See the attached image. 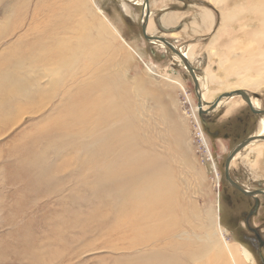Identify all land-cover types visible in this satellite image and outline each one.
<instances>
[{
  "label": "rangeland",
  "instance_id": "rangeland-1",
  "mask_svg": "<svg viewBox=\"0 0 264 264\" xmlns=\"http://www.w3.org/2000/svg\"><path fill=\"white\" fill-rule=\"evenodd\" d=\"M198 2L213 9L209 34L176 39L159 32L151 18L147 35L163 37L188 55L207 103L239 89L264 110V23L251 24L261 20L264 0ZM37 3L0 0V76L21 55L38 58L28 45L41 35V28L33 30ZM75 13L77 22L89 13L91 40L84 45L71 38L79 61L68 69L52 60L31 67L30 73L47 75L43 96L32 107L38 113H26V103L2 107L0 95V264H151L155 254L162 256L158 264H237L239 245L254 264H264V196H244L226 183L223 169L230 151L256 135L261 116L233 96L208 117L196 114V124L192 79L168 49L144 40L139 0H77ZM101 25L107 28L104 38ZM78 44H91L92 54L76 49ZM175 80L182 88L174 87ZM100 85L95 95L81 92ZM105 89L109 100L100 93ZM149 89L163 107L171 99L168 119L157 113L156 95L145 94ZM95 97L106 102L105 113L101 104L85 105ZM111 104L118 112L111 113ZM73 115L86 121L73 122ZM36 129L61 132L37 142ZM180 134L184 148L178 155L173 141ZM31 141L37 152L25 164L20 149ZM248 149L232 160L230 178L248 192L264 190V143ZM132 157L146 162L130 182L124 172L135 167ZM137 180L144 193L167 189L169 199L149 210L137 207L144 198L133 193ZM120 182L127 191L115 189ZM254 234L259 243L249 247Z\"/></svg>",
  "mask_w": 264,
  "mask_h": 264
},
{
  "label": "bare ground",
  "instance_id": "bare-ground-1",
  "mask_svg": "<svg viewBox=\"0 0 264 264\" xmlns=\"http://www.w3.org/2000/svg\"><path fill=\"white\" fill-rule=\"evenodd\" d=\"M48 2L49 6L46 7L45 9L42 8V4L44 2ZM100 3V2H99ZM98 3V4H99ZM136 4V3H135ZM94 6V4H93ZM125 7V5H123ZM139 6L141 8V18L142 14L145 12V7L143 0H139ZM54 7V8H52ZM76 8H77V0H61L60 4H56L52 2L51 0H38V3L36 4V13H34V16L32 18L33 22H36L38 26L34 25L33 30L38 31L39 28H41V35L35 36L32 39H29V48L36 49L38 51V58L35 59L33 56H22L21 59L17 60L14 62L16 65L13 64H8L6 67L9 69L6 70L5 74L0 76V95L2 96V102L3 106L2 107H7L10 105H15L18 107L22 103H26V109L25 112L29 114H37L39 110L37 109H32L33 106L37 105L39 103L38 97L43 96V91L45 87L41 86V79L42 77H47L46 73L44 71H34L30 73L31 67L36 68L38 65L44 67L47 65L51 60L58 62L62 64V67L65 69H68V67H72L76 65L79 61V58L77 56H74L72 54L73 47H71L70 42L71 40H77L76 42L83 43L84 45H87L89 41L91 40L90 36V28H91V21L88 20L89 18V13H85L82 18H80L77 22L76 19ZM126 9V8H125ZM91 14V13H90ZM38 18H39V23H38ZM259 21V24L264 23V14L261 17V20L255 19L251 20V24L253 22ZM103 23L106 21L103 20ZM149 24V22H148ZM113 31V27L108 24ZM253 25V24H252ZM79 26L82 29V36L79 35ZM255 27H259L258 25H255ZM100 29L99 34L101 37L104 38V30L106 27L101 25L99 27ZM61 29L63 30L62 33L65 35L64 37L59 35L58 30ZM107 29V28H106ZM149 29V25H147L146 32ZM32 30V29H31ZM116 34V33H115ZM264 34V33H262ZM72 38V39H71ZM264 42V40H262ZM158 44L159 46L164 47L161 43L159 42H154ZM91 45V44H90ZM90 45L88 46H83L81 44H78L76 46V49H79L81 46L83 48V52L87 54H92L91 51H88L90 49ZM95 49L99 51L101 49L100 46H96ZM42 53V54H39ZM57 55V56H56ZM184 55L188 58V55L184 53ZM176 60L180 62V60L174 56ZM189 60V58H188ZM38 64V65H37ZM182 65V63H181ZM3 66V65H2ZM183 66V65H182ZM4 67V66H3ZM184 67V66H183ZM20 68L24 71V75L19 74ZM3 70V69H2ZM1 70V71H2ZM4 72V71H2ZM197 82L199 86V90L201 93V98L204 104L201 105L200 108L195 106V117L197 120L198 112L201 110L203 113V117H208L210 116L213 111H211L209 108V105L211 103L206 102V97H205V90L202 88L203 86H200V80L197 77ZM174 87L182 88L180 83L178 81H173L172 83ZM101 89V85L95 87L94 89H87L85 88L82 90V94L86 96H92L97 94L98 90ZM239 90V89H238ZM234 91V90H233ZM232 92V91H231ZM105 97V99L109 100V89H105L101 91ZM246 96L249 98L252 107L256 110H260V105L257 101V99L252 98L246 91H244ZM145 94L147 95H156L155 98V104H156V111L159 113L161 116H163L165 119H168L170 117V104L172 102L171 99L167 100V106L164 107L161 105L160 97L157 95L156 92L153 91V89H149ZM234 97H228V98H223L220 100L214 110H216L221 103L224 102L225 99H233ZM74 103H79V101H76ZM105 101H100L98 97H95L94 100L91 99L89 101L85 102L86 106H90V109H94L98 106V104H101V108L104 111V113L107 111L106 108L103 107L105 104ZM43 105V103H42ZM159 107H158V106ZM42 107V106H41ZM93 107V108H91ZM208 108V109H207ZM41 109V108H40ZM199 110V111H198ZM110 111L111 113H116L118 112V109L116 106L111 104L110 106ZM261 117L258 119V131L256 132L255 138H264V115H260ZM73 122H78V123H84L86 121V118L83 115H73L72 116ZM201 127V126H200ZM1 128V127H0ZM1 131V130H0ZM50 131V133H49ZM61 132V130H56L53 132L52 130L48 131H42L41 129H36L35 131V140L39 142L37 139L42 137L43 140H51L52 136L57 135ZM198 134V133H197ZM203 135V134H202ZM73 138V136H71ZM183 137L181 134L177 136L174 141H173V150L175 153L178 155L181 153V148L180 145L184 148V143H183ZM259 139H254L251 143H249L246 147H244L240 152H238L235 156L243 154L247 155L249 152H251V148L248 149V147H251L252 145H255V143H264V141L259 140ZM40 140V139H39ZM37 145L34 141H31L30 143H27L24 145L20 151H21V156H23V160L20 162L25 163V164H30L33 159L35 158L36 152H37ZM246 150H249L245 152ZM255 151V149H254ZM253 151V152H254ZM252 152V153H253ZM256 152V151H255ZM259 153V152H256ZM234 156V157H235ZM257 156V155H255ZM234 159V158H233ZM132 160L134 162L135 167L127 170L124 172V175L130 176V180L133 181L134 177L138 174L141 173L139 168L146 162L144 157H132ZM21 176L27 183H31V179L25 178L23 174L21 173ZM119 177H122L121 174H118ZM131 182V181H130ZM138 185H136L133 188V193L134 194H144V198L142 202L137 204V207L140 206V204H143L146 206L149 210V207L158 205L162 203L163 201H167L170 196V192L167 189H162V188H157V191H155V194H147L144 193V189L142 188L141 183L137 180ZM116 185H119L115 189L119 191H127L128 187L124 182L117 183ZM169 190H171V187L169 186ZM56 203L62 202L60 199L55 200ZM58 207V206H57ZM24 209V208H23ZM56 209L53 212V215L56 213ZM52 212V211H51ZM52 215V214H51ZM52 215V216H53ZM52 216L50 218H52ZM219 217V216H218ZM221 230V229H220ZM54 241V240H51ZM240 249V250H239ZM239 249H235V261L237 264H254L252 255L250 252L243 246L239 245ZM150 259L152 261L151 264H158L157 262L162 259V256L160 254H155L150 256Z\"/></svg>",
  "mask_w": 264,
  "mask_h": 264
},
{
  "label": "crops",
  "instance_id": "crops-1",
  "mask_svg": "<svg viewBox=\"0 0 264 264\" xmlns=\"http://www.w3.org/2000/svg\"><path fill=\"white\" fill-rule=\"evenodd\" d=\"M213 13L198 0H149V20L159 32L176 35V39L209 34L215 27ZM185 18L190 20L184 23Z\"/></svg>",
  "mask_w": 264,
  "mask_h": 264
},
{
  "label": "water",
  "instance_id": "water-1",
  "mask_svg": "<svg viewBox=\"0 0 264 264\" xmlns=\"http://www.w3.org/2000/svg\"><path fill=\"white\" fill-rule=\"evenodd\" d=\"M143 3H144V7H145V12L142 14V18H141V22H140V30H141V34H142L144 40L146 42H149V43H154V42L161 43L164 47H166V49H168L174 56H176L180 60V62L182 63V65L184 66V68L186 69V71L188 72L189 76L192 79V82L194 85V92H195V95H196L197 101H198L197 107L200 108L201 105L204 104V102L202 101L201 93H200L197 78H196V69L191 65L188 58L183 53H181L178 49H176L170 41H168L167 39H165L163 37H154V36H150V35L148 36L147 35L146 29H147L148 20H149V0H143ZM232 96H240L241 99L247 104L250 112L253 115H255V116L264 115V110H256L252 107V104H251L249 98L246 96L244 91H241V90H235V91H232L229 93H223L220 96H218L215 100H213V102L211 104H207V105H209V107H210L209 109L211 111H214V109L216 108V106L220 100H222L223 98H228V97H232ZM203 113L204 112H202L201 110L198 112V114L200 116L203 115ZM254 139H259V138H255V136H251V137L246 138L245 140L241 141L239 144H237L228 154V156L224 162L223 169H224V179L229 186H231L235 190L239 191L241 194H243L246 197L256 199L257 195L264 196V190L248 192V191L244 190L242 187L238 186L230 178V174H229L230 164H231L234 156L238 152H240L244 147H246L249 143L254 141ZM259 140L264 141V138H260Z\"/></svg>",
  "mask_w": 264,
  "mask_h": 264
},
{
  "label": "flooded vegetation",
  "instance_id": "flooded-vegetation-1",
  "mask_svg": "<svg viewBox=\"0 0 264 264\" xmlns=\"http://www.w3.org/2000/svg\"><path fill=\"white\" fill-rule=\"evenodd\" d=\"M260 196H261V195H260ZM251 199H252V198H251ZM253 203H254V205H255L256 202L253 201ZM253 237H254V238L249 237V239H250L249 242H248V246H249V247H250V246H251V247H252V246L254 247L256 243H259L258 236H257L256 234H254ZM260 245L263 246L262 244H260Z\"/></svg>",
  "mask_w": 264,
  "mask_h": 264
},
{
  "label": "built area",
  "instance_id": "built-area-1",
  "mask_svg": "<svg viewBox=\"0 0 264 264\" xmlns=\"http://www.w3.org/2000/svg\"><path fill=\"white\" fill-rule=\"evenodd\" d=\"M197 121H198V120H197ZM197 121H196V119H195L196 124L198 123ZM199 131H200V134L198 135V137L202 140L203 138H202L201 130L199 129Z\"/></svg>",
  "mask_w": 264,
  "mask_h": 264
}]
</instances>
